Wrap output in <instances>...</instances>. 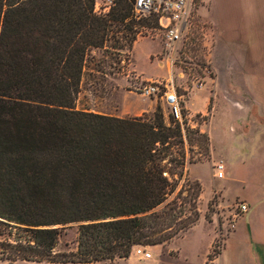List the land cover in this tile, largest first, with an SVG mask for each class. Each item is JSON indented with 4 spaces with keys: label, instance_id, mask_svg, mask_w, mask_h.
<instances>
[{
    "label": "trees",
    "instance_id": "1",
    "mask_svg": "<svg viewBox=\"0 0 264 264\" xmlns=\"http://www.w3.org/2000/svg\"><path fill=\"white\" fill-rule=\"evenodd\" d=\"M95 2L0 0V261L6 264L126 260L134 247L168 244L200 219L194 207L190 220L173 226L169 199L191 133L185 121L165 125L159 106L151 123L75 108L91 53L131 50L141 27L158 25L154 15L135 18L134 0H113L104 15L94 13ZM199 135L208 147V135ZM73 224L74 250L56 251Z\"/></svg>",
    "mask_w": 264,
    "mask_h": 264
},
{
    "label": "crops",
    "instance_id": "2",
    "mask_svg": "<svg viewBox=\"0 0 264 264\" xmlns=\"http://www.w3.org/2000/svg\"><path fill=\"white\" fill-rule=\"evenodd\" d=\"M201 9L215 31L214 50L224 56L225 63H210L214 76L204 78L201 89L188 91L187 79H177L173 85L180 97H188L184 108L191 127L208 135L207 159L189 164V172L196 165L208 163L213 169L221 163L225 173L220 179L211 173V191L198 223L166 245V257L182 264H264V0H202ZM140 40L132 46L134 71L145 81L165 80L166 76L147 78L135 69L134 46ZM230 56L239 63H230ZM163 61L166 67L167 56ZM216 101L221 102L224 114L221 146L213 145ZM143 102L108 116L149 113L154 106ZM210 102L213 107L208 113ZM198 114L208 115L203 124L191 120ZM191 178L204 191V180L198 175ZM212 194L214 210L207 219L205 212ZM237 203L247 205L248 210L240 214L236 227L230 230V214ZM217 239L219 250L210 259Z\"/></svg>",
    "mask_w": 264,
    "mask_h": 264
},
{
    "label": "rangeland",
    "instance_id": "3",
    "mask_svg": "<svg viewBox=\"0 0 264 264\" xmlns=\"http://www.w3.org/2000/svg\"><path fill=\"white\" fill-rule=\"evenodd\" d=\"M97 1L100 5L106 2V0ZM201 5L202 0H193L189 25L181 41L175 45V50L172 52L165 46V40L161 38L160 35L155 34L153 30L147 27L143 28V34L136 38H140L141 40L135 44L133 52L134 66L138 72L143 73L147 78L166 76L165 79H167L169 77V64L167 63L166 67H164L163 57L165 58V56H167L168 58V55H171L175 60L174 66L170 68L173 79L174 81H177V79H182V81L187 79L188 91L199 89V85L202 88V84L206 81L204 78L214 76L213 71L210 69V63L219 62V64H224L225 60L223 59L224 56L219 55L214 50V45L217 41L215 31L212 28V23L207 20V16L204 14L205 11L202 9L200 11ZM156 52H160V54L153 55ZM228 60L230 63H239V61L235 59V56L233 59L232 56H230ZM132 61V49L128 50L126 47L122 50H112L109 48L92 52L83 71L79 94L76 96L75 100V108L100 115H118L121 114L125 108L142 105L145 100V102H151L154 106L149 113H142L140 115L128 114L122 118H144L147 122L151 123L156 108L159 106L163 115L164 124L168 126L172 120V116L168 106L161 98L159 96L148 98L138 92L137 87L140 85L141 81L145 79H142L141 76L134 71L131 65ZM177 95H179V93H177ZM187 99L188 97L186 96L184 98L181 97L179 100L183 114H188L184 108V102ZM215 106V117L212 120L213 145L221 146L222 120L224 114L222 112L221 102L216 101ZM212 107L213 103L210 102L208 113H211ZM207 118V114L204 117L198 114L195 115L193 120L196 123L203 124ZM185 122V127L188 128L191 133L188 134L187 139L184 141V144H186L185 169L180 180L177 181L176 190H174L173 195L169 199L170 201L172 199L175 200L172 206L175 207L174 213L177 217L174 220L173 226L176 224L179 225L183 221L190 220V218L193 217L194 207L197 208L196 210L200 216L201 209L204 208L205 200L211 191V173H214V170L211 169L208 163L193 166L189 172L188 168L190 163H188V161L192 164L206 160L209 150L199 133H193L198 129L192 128L188 121ZM176 170L181 172L179 168ZM194 175H198L204 180V191L198 181L191 178ZM197 191L199 195L198 198L196 197ZM202 191L203 196L201 198ZM213 202L214 196L212 194L208 203L209 209H206L205 212V217L207 219L210 218L212 210H214ZM161 209L163 211L167 210L165 207ZM76 229V225L74 224L67 225L64 233L59 239L56 251L69 252L74 250L77 237ZM166 245L168 244L151 247L140 246L145 252L151 254L150 259L141 258V256L135 254L132 249L129 257L130 260H128L129 258L126 260L116 259L112 262L103 261L93 264H182L177 261L169 260L166 257ZM219 246V240L217 239L214 248H212L214 249L211 253L212 257L218 252ZM0 264L6 263L0 261ZM11 264L49 263L18 261Z\"/></svg>",
    "mask_w": 264,
    "mask_h": 264
},
{
    "label": "built area",
    "instance_id": "4",
    "mask_svg": "<svg viewBox=\"0 0 264 264\" xmlns=\"http://www.w3.org/2000/svg\"><path fill=\"white\" fill-rule=\"evenodd\" d=\"M193 0H134L133 13L137 20L148 18L154 15L157 18L158 25L153 28L155 34H158L165 40V46L172 52L175 50V45L179 43L185 34L186 28L190 22L191 8ZM113 5V0H106L103 5H100L96 0L94 5V13L96 15H104L108 12L109 7ZM143 28L139 29L137 36L143 34ZM157 32V33H156ZM169 77L162 80L141 81L137 87L138 92L145 97H160L161 100L168 106L171 118L183 126V121H188L189 114H183L180 105L181 97L177 95L173 86V76L170 68L174 66L175 60L168 55ZM201 88V86L199 85ZM195 116L191 117V120ZM194 121V120H193ZM195 122V121H194ZM196 123V122H195ZM213 176L217 179L222 178L224 166L221 163L213 166ZM248 210L247 205L237 203L234 210L230 214L228 222L229 229L236 227V221L241 213ZM135 254L140 255L143 259H150L151 254L147 253L140 246L133 248Z\"/></svg>",
    "mask_w": 264,
    "mask_h": 264
}]
</instances>
